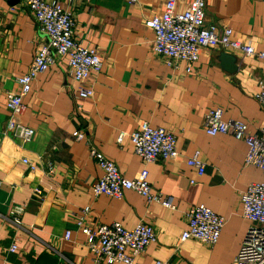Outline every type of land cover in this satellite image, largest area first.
<instances>
[{"label":"crops","instance_id":"crops-1","mask_svg":"<svg viewBox=\"0 0 264 264\" xmlns=\"http://www.w3.org/2000/svg\"><path fill=\"white\" fill-rule=\"evenodd\" d=\"M60 1L73 11L74 37L99 50L102 68L84 82L93 90L87 99L78 97L79 84L64 57L37 75L19 117L35 134L23 142L5 133V98L18 91L16 77L28 70L45 36L19 0H0V264H97L76 226L83 207L89 208L85 223L91 227L153 226L156 240L138 264H234L250 225L242 215L241 193L251 182L264 181V171L244 163L243 141L230 134L208 135L203 119L207 111L220 108L224 119L244 121L250 132H260L264 111L253 95L264 87V60L235 51L230 52L232 66L221 62V49L203 48L193 65L182 62L172 69L153 52L154 34L144 25L162 11L165 0ZM189 1L180 0L179 7ZM205 19L264 49V0H208ZM142 121L172 131L179 158L145 163L128 138L116 142L120 131L129 133ZM76 130L84 139L73 136ZM90 146L126 178L147 169L153 191L171 197L175 208L149 203L131 190L122 198L94 196L91 188L101 171L89 155ZM194 151L206 165L202 175L185 162ZM196 205L225 218L214 245L178 242L187 227L185 211Z\"/></svg>","mask_w":264,"mask_h":264},{"label":"built area","instance_id":"built-area-1","mask_svg":"<svg viewBox=\"0 0 264 264\" xmlns=\"http://www.w3.org/2000/svg\"><path fill=\"white\" fill-rule=\"evenodd\" d=\"M36 19L45 41L38 44L28 70L16 77L18 91L8 92L5 105L9 117L5 133L23 142L30 141L35 131L24 125L19 117L25 105L23 98L31 90L37 75L46 72L58 58H66L69 75L78 85L77 95L80 99L92 97L93 90L85 86L91 73H99L102 58L96 47L82 45L73 35V11L63 8L60 0H19ZM73 3L75 0H67ZM134 2L135 0H128ZM180 0H165L162 11L144 20L145 27L154 34L153 52L165 57V63L172 69H179L180 63L193 65L203 48L221 49L224 52H241L245 56H254L264 60V49L259 50L252 44L240 41L227 26L207 24L205 7L208 0H190L183 8ZM264 111V87L253 95ZM203 127L208 135L230 134L243 141L247 150L244 157L246 165H253L264 171V125L260 132H250L246 122L224 119L223 111L215 108L207 111ZM73 136L84 139V133L74 131ZM128 138L133 152L145 163L157 160H174L180 153L176 147L175 134L163 127H153L148 122H140L129 133L120 131L116 142L121 144ZM89 155L96 161L101 175L92 185L94 196L106 195L122 198L127 190L143 196L147 202H157L174 209L172 198L153 191L148 181L147 169H142L133 178L123 176L115 163L106 158L99 150L90 146ZM186 164L196 170L198 175L205 171V163L199 151L186 159ZM31 170L33 163L23 159ZM34 192L42 195L41 189ZM242 215L250 223L243 242L236 254L234 264H264V181L251 182L241 193ZM88 207L80 209L76 226L85 236V245L94 263L102 264H138L137 258L156 240L152 225L140 222L132 229H126L119 223L99 224L91 227L85 223ZM187 227L181 231L178 242L194 239L207 245H214L225 224V218L204 205H196L185 211ZM70 231L64 239L68 240ZM17 246L11 244L10 251ZM154 264H163L155 261Z\"/></svg>","mask_w":264,"mask_h":264},{"label":"water","instance_id":"water-1","mask_svg":"<svg viewBox=\"0 0 264 264\" xmlns=\"http://www.w3.org/2000/svg\"><path fill=\"white\" fill-rule=\"evenodd\" d=\"M219 58L221 62H224V63L226 62L227 64H230V65H232L235 61L234 55H232L231 53L224 52V51L220 53Z\"/></svg>","mask_w":264,"mask_h":264}]
</instances>
